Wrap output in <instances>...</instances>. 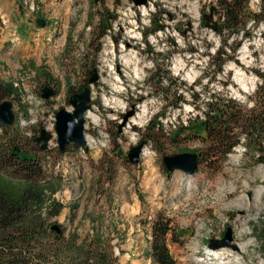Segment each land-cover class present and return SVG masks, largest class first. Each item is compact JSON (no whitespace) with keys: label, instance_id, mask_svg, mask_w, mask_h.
<instances>
[{"label":"rangeland","instance_id":"1","mask_svg":"<svg viewBox=\"0 0 264 264\" xmlns=\"http://www.w3.org/2000/svg\"><path fill=\"white\" fill-rule=\"evenodd\" d=\"M220 1L0 0V77L19 88V96L5 98L16 114L7 126L15 135L11 144L32 151L44 177L62 184L53 197L64 208L49 224L81 238L101 226L117 264H152L147 232L159 210L174 221L180 241H170V249L177 264H225L226 258L227 264H264V143L262 150L256 145L262 137L241 138L226 157L211 151L204 131L172 138L203 116L212 98L254 107L264 22L249 20L248 35L241 31L224 43L226 33L214 26L224 20ZM262 5L249 2L252 12ZM222 43L227 54L214 58ZM223 58L218 72L213 60ZM93 69L99 79L85 119L86 145L61 151L49 115L72 109L69 87L80 90ZM46 84L55 90L47 100L41 96ZM36 98L44 102H30ZM42 128L52 133L46 150L34 140ZM142 140L148 153L132 163L128 152ZM193 151L202 154L194 173L165 168V155ZM228 229L231 244L213 247L210 241L220 244Z\"/></svg>","mask_w":264,"mask_h":264},{"label":"trees","instance_id":"2","mask_svg":"<svg viewBox=\"0 0 264 264\" xmlns=\"http://www.w3.org/2000/svg\"><path fill=\"white\" fill-rule=\"evenodd\" d=\"M249 2L250 0L220 1L224 20L220 26H214L216 32L226 33L224 43L241 31L246 35L249 20L256 24L264 22V6H261L259 12H252ZM202 23L207 24V20L204 18ZM111 28L112 24H106L103 35L108 34ZM224 43L217 47L214 58L219 57L222 52L227 54ZM236 48L234 47V52ZM213 62L218 66V72L223 71L224 58ZM256 73L261 84L252 109H246L234 100L212 98L203 108L202 118L199 117L188 125H181L174 131L172 138L177 139L186 130L189 132L186 137L192 134L201 136L204 131L205 135L202 137L211 143V151L215 155L226 157L241 138L250 142L260 136L262 142L256 145L262 150L264 67L257 69ZM80 90L70 86L68 92L71 95ZM13 95L19 96V88L13 81H5L0 77V102ZM173 105L178 106L179 103L175 102ZM156 121V118L152 119L148 127ZM14 137L7 126L0 125V264H117L114 244L103 233L101 226H93V231L83 238L76 231L66 237L65 231L57 234L50 230L49 219L58 216L64 208L53 197L62 184L58 180L45 178L38 157L30 150L12 145ZM114 145L116 150H120L117 141ZM15 148L21 151L18 152ZM201 159L202 154H199L198 164ZM89 217L93 223L98 220ZM147 233L148 255L152 264H177L170 249V241L178 242L180 239L173 219L165 211H157ZM261 241L264 250V237Z\"/></svg>","mask_w":264,"mask_h":264},{"label":"water","instance_id":"3","mask_svg":"<svg viewBox=\"0 0 264 264\" xmlns=\"http://www.w3.org/2000/svg\"><path fill=\"white\" fill-rule=\"evenodd\" d=\"M136 6L147 5L148 0H132ZM215 7H212V10ZM205 18L208 19L209 15L205 14ZM45 20L38 18L37 24L39 26L45 25ZM99 75L96 69L91 71V76L88 79V84L83 87L82 90L71 94L68 98V102L72 109L61 108L55 113V131L58 136V145L61 151H64L66 146L73 143L76 146L82 147L86 145L85 136V114L92 106V85L97 82ZM55 95V90L50 85H44L41 89V96L43 99H50ZM130 111L126 116L127 119L132 115ZM16 114L13 110V103L9 99H5L0 102V125L11 126L15 121ZM52 138V133L45 128L40 130V134L34 138L35 142L42 150H46L48 142ZM145 145V141L142 140L139 144L135 145L128 152V160L132 163H139L141 160L142 149ZM20 152V149L15 148ZM199 162V154L196 152H181L172 155H165L163 157V163L165 168L173 172L175 170H181L187 174H192L196 171ZM50 230L60 234L63 229L60 224L54 223L50 226ZM232 240L231 230L228 229L224 235L220 244H215L216 241L211 240L210 244L213 247L219 245H230Z\"/></svg>","mask_w":264,"mask_h":264},{"label":"built area","instance_id":"4","mask_svg":"<svg viewBox=\"0 0 264 264\" xmlns=\"http://www.w3.org/2000/svg\"><path fill=\"white\" fill-rule=\"evenodd\" d=\"M30 98V97H29ZM31 103H35L36 105L40 104V103H43L44 100L42 98H40L39 100L36 98L35 100H32L30 101ZM35 120H37V115L35 114ZM49 124L51 127H55V112H52L50 115H49ZM148 151H147V148L146 146L143 148V155L147 154Z\"/></svg>","mask_w":264,"mask_h":264},{"label":"bare ground","instance_id":"5","mask_svg":"<svg viewBox=\"0 0 264 264\" xmlns=\"http://www.w3.org/2000/svg\"><path fill=\"white\" fill-rule=\"evenodd\" d=\"M144 8V7H143ZM146 8V7H145ZM133 33H136V31L134 30V31H132ZM130 60H127V62H129ZM134 72L136 73V74H138V72H137V69L135 68L134 69ZM91 110V108L86 112V114H85V119H86V117L88 116L87 114L89 113V111ZM260 195V192L258 193V196ZM222 255H224V253L222 254ZM223 259V258H222ZM224 261H223V263H225V264H227L228 262H229V258H226V259H223Z\"/></svg>","mask_w":264,"mask_h":264}]
</instances>
